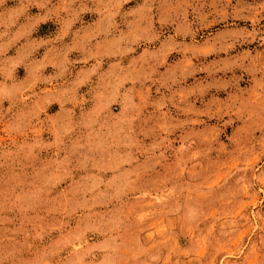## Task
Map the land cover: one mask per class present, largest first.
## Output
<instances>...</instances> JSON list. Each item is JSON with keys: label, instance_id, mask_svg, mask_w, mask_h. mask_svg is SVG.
<instances>
[{"label": "rangeland", "instance_id": "rangeland-1", "mask_svg": "<svg viewBox=\"0 0 264 264\" xmlns=\"http://www.w3.org/2000/svg\"><path fill=\"white\" fill-rule=\"evenodd\" d=\"M0 264H264V0H0Z\"/></svg>", "mask_w": 264, "mask_h": 264}]
</instances>
